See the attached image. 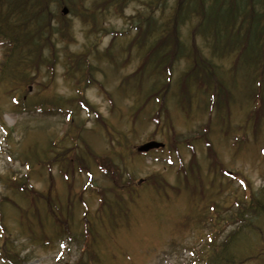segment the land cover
<instances>
[{"label":"rangeland","instance_id":"1","mask_svg":"<svg viewBox=\"0 0 264 264\" xmlns=\"http://www.w3.org/2000/svg\"><path fill=\"white\" fill-rule=\"evenodd\" d=\"M188 1L0 0V219L6 227H0V264H93V252L99 256L94 264H225L224 258L214 260L216 247L231 233L239 239L229 246L238 258L230 264H264V114L249 116L259 105L252 98L256 66L245 55L233 68L236 45L200 34L201 19L210 21L204 12L182 17L180 6ZM13 4L19 9L10 15L7 7ZM256 10L264 14V0ZM150 15L152 22L146 20ZM25 16L32 18L25 30L34 34L36 47L18 59L19 47L5 32ZM139 25L146 28L140 31ZM176 25L183 48L170 66L168 116L154 117L160 94L135 114L156 80L166 79L164 65L155 60L138 75L148 47L141 41L149 36V45ZM258 27L264 29V16ZM193 42L199 66L224 81L226 94L215 91L229 95L230 109L211 105L209 87L200 92L187 75L194 68L192 54L186 55L194 52ZM180 79H186L183 85ZM182 90L190 95L186 105L174 94ZM152 138L167 147L136 152ZM176 144L183 166H201L196 173L203 179L202 195H208L203 202L217 203L199 206L191 200L182 178L186 174L194 183L195 170L186 168L180 176ZM78 155L88 168H80ZM95 157L109 166L101 168ZM22 177L28 182L24 190L16 187ZM179 187L183 191L176 195ZM259 197L256 210L252 202ZM213 204L226 216L217 226ZM49 206L64 219L70 214L64 225L70 231L58 235ZM230 218L235 222L218 234ZM87 225L95 231L87 234ZM213 232L216 243L210 240Z\"/></svg>","mask_w":264,"mask_h":264},{"label":"trees","instance_id":"2","mask_svg":"<svg viewBox=\"0 0 264 264\" xmlns=\"http://www.w3.org/2000/svg\"><path fill=\"white\" fill-rule=\"evenodd\" d=\"M7 2H9V4L12 2V0H6ZM14 1H19V0H14ZM40 1V0H37ZM157 2L161 1V0H156ZM201 1V2H200ZM261 0H212L211 4H207V0H197L196 2H194L196 5L192 6V0H189V3L183 4L180 6V9L183 7L185 8L184 13L181 15L182 17H186V16H190L192 14V12L195 13H201L204 12V14L202 15L203 18L206 17L208 21V23H204V20L201 19L200 21V34H202L204 37H207L208 35H211L212 38L215 39V42H218L217 38L219 36H223L225 39L228 40V46L232 47L234 45L235 48L238 49L237 55L235 57L234 60V65L233 68L236 66L237 61L239 58L243 57V56H247L249 57L248 61V65L250 66V64H254L252 66H256V70L253 71L254 78L253 80H255V82H257V85H255V88L253 89V93H252V98L253 100L258 103V106H255V108L253 110H251V112H249V116L251 115L252 112H254L255 114V119L260 116L261 114H264V33H262L264 31V29L262 28L260 30L259 26V22L260 20H262V17L264 16L263 12L262 14H260L257 10H256V5L260 3ZM38 3V2H36ZM205 3V4H204ZM17 6L19 7H23L24 5V1L23 3L17 4ZM8 11L10 13V15L14 12H17V10L19 8H16V4L10 5L7 7ZM239 14H243V20L245 21L243 23V21H239L238 22V17ZM30 19H32L31 17L26 16L25 18H20L18 19L19 22L17 23H10L9 25H11L13 27V30L11 28H9L8 31H6L5 37L11 38L13 43H15L18 47L19 50L18 51L19 56L18 59L21 58L22 54H24V52L26 53H33L35 51V47H36V41H35V37L33 33H30L29 31H26L25 29L27 28V26L30 23ZM146 20L148 22H152V15H150L149 17L146 18ZM223 21V23H221V21ZM214 21V23L212 22ZM216 21H219L218 23ZM39 23L41 24L42 21L40 20ZM238 25H237V24ZM151 24V23H150ZM149 24V26H150ZM203 25V26H202ZM46 27V26H45ZM47 28V27H46ZM138 30L143 31L144 28H146L143 25H139ZM150 28V27H149ZM148 28V29H149ZM25 30V31H24ZM173 32L169 31L170 34H166L165 36H161L157 41L155 42H149L150 45L153 44V46H151L150 48V52L149 55L144 59L139 71H138V75H140V73L144 72L146 69V65L147 63L150 61L151 59V55L154 53L156 54V58L154 59L156 62H158L160 64L164 65V73L165 74L163 76H165L167 78L166 82H162L160 84V86H158L156 89H154L151 93L147 94L145 96V101H148L150 98H152V96H158L159 94L161 95V99L159 102V105L157 106L156 110L154 111V117L156 119H160V117H162L164 114L167 117V101H166V97L170 88V80H171V65L176 64V61L178 60V58L180 56H182L180 54V51L182 49V44L180 41V38L178 36V30H177V25H176V30H172ZM149 37V36H148ZM148 37H144V41L142 42V46L146 45L148 42ZM195 43V42H194ZM149 45V46H150ZM167 45V46H166ZM194 46H196V43L194 44ZM168 47L167 51H164L163 48ZM148 48V49H149ZM147 49V50H148ZM192 54V59H193V67L194 68H190L189 71L187 72V75L190 76H194V81H196L198 83V85L200 86V92L202 91V87L204 86H208L210 89V103L211 105H213L214 107H217L218 109H222L225 108L226 110L230 109L231 106V102L232 100H228V96L225 98H222L219 96V94L215 91L216 88H220L223 92V94H226L227 89L225 88V84L224 81H222L221 79L215 78V75L213 73V75L208 72H204V68H201V64L199 66L198 61L200 60V54H198L197 52V48L193 53H188L186 55H191ZM249 56H248V55ZM70 60L72 58H69ZM160 59V60H158ZM69 60V61H70ZM76 61V59H75ZM156 62L154 63V65L156 64ZM197 68V70L195 69ZM256 72V73H255ZM186 79L182 80L181 85H183L184 81ZM207 87V89H208ZM251 94V92H250ZM249 94V95H250ZM225 96V95H224ZM190 97V95H185V91H181L179 98L180 100H183V102L186 105V101L187 99ZM181 103V101H180ZM182 105V104H181ZM51 107L53 105H50ZM190 108L185 109L186 111H190ZM248 118V116L246 117V119ZM248 122V121H247ZM246 122V123H247ZM209 128V126H208ZM54 149V147H52ZM174 149H177V146H174ZM55 150V149H54ZM211 155L214 156V152L211 150ZM178 157L180 159H182L181 155H178ZM97 158V157H95ZM53 161L55 160L54 157H52ZM78 160H79V164H80V168L82 167H86L88 168V160L82 156V155H78ZM111 160V159H110ZM97 164L103 168L108 167V162L102 158H97L96 159ZM42 163L47 166L48 162H43ZM112 163V162H110ZM213 166L215 167V169H217L218 164L216 162H213ZM201 166H199L196 162H193L190 164V166L188 167V169L190 168L191 170H195V173L193 174L194 178V183L191 182V180L189 178L186 177L185 174V184H189V191L191 190V200L193 202H196L199 204L202 203H212V202H203L204 200L208 199V195H202V178L200 177V175H198L197 169L200 168ZM183 171H186V168L183 167L182 169ZM109 170H106V172H108ZM114 170H111V176H114ZM216 171V170H215ZM217 172V171H216ZM200 178V182L196 181L197 178ZM116 179V178H115ZM16 187L18 189H22L24 190L27 186H28V182L26 181V179L24 177H22V179H17L16 180ZM22 181V182H20ZM15 186V184H14ZM180 191V190H178ZM264 193V188L261 190ZM3 197V194L0 192V198ZM120 197V196H119ZM201 198V200H200ZM35 199H39L38 194L36 195ZM121 199V197H120ZM262 201V199L259 197L256 200H254L252 202V204H254V208H256V210H258L259 203ZM217 203V202H215ZM46 205L48 204V201L46 200ZM50 207V212L53 216L54 219V224L59 228L57 230L58 235L64 234L66 231H70L69 228L65 227L64 225H66V220L67 219L69 221L70 214L68 213L67 216L64 217L60 216L57 211L54 210V208L52 209L51 206ZM212 208L215 210H217V207H215V204L212 205ZM103 209V208H102ZM121 209H119L120 211ZM262 210V208H261ZM117 211L116 214H121V212ZM101 212V210H100ZM217 213V217L212 219V221L214 222V225L217 226L218 224H221L223 221H225L226 216H220L219 212ZM213 217V216H212ZM240 217L245 220L246 218L244 217V215H240ZM240 217H237V219H239ZM187 219H191V215L187 216ZM203 222H207L206 218L205 221ZM200 222V223H203ZM228 222V223H227ZM235 221L230 218L226 220V223L220 228L218 229V234L221 233L224 229V227L227 224H232ZM128 224V223H127ZM67 225L69 226V224L67 223ZM0 227L5 231L6 227H4V225H2V221L0 219ZM93 226L91 225H87L85 232L88 234L89 230L91 232H94L95 230L92 228ZM211 230L213 231V229L211 228ZM211 234V233H210ZM210 234H208L210 236ZM208 236V237H209ZM227 239L224 242H219L218 246L216 247V252L215 253V259H221L224 258V263L225 264H230V263H235L237 258V255L235 253H233L231 248L229 249V246L232 244V242L235 240V236L234 234H230L227 235L226 237ZM239 238H237L235 240L238 241ZM211 242L216 243V236H214V232H213V237L210 238ZM96 241L97 238L94 235H92L89 244H87V246L92 247L90 249V251H93V247L94 245H96ZM233 248V247H232ZM10 257H14L12 255H10ZM18 257V255H17ZM99 257V256H98ZM97 254L96 253H92L90 255V260L94 261V260H98ZM211 259L214 258V255L212 254V256H210ZM17 264H19L18 262H16ZM217 264H221L218 262L217 260Z\"/></svg>","mask_w":264,"mask_h":264},{"label":"water","instance_id":"3","mask_svg":"<svg viewBox=\"0 0 264 264\" xmlns=\"http://www.w3.org/2000/svg\"><path fill=\"white\" fill-rule=\"evenodd\" d=\"M63 12L64 13L68 12V8L66 6L63 8ZM160 146H163V143L152 140V141H149V142H146V143L140 145L138 147V150L139 151H148L151 148L160 147Z\"/></svg>","mask_w":264,"mask_h":264}]
</instances>
